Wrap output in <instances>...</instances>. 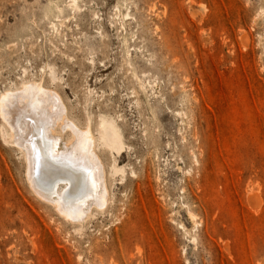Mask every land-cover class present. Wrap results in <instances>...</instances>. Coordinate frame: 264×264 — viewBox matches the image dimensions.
<instances>
[{
  "label": "rangeland",
  "instance_id": "374dc122",
  "mask_svg": "<svg viewBox=\"0 0 264 264\" xmlns=\"http://www.w3.org/2000/svg\"><path fill=\"white\" fill-rule=\"evenodd\" d=\"M67 1L0 0V97L50 67L71 106L90 86L95 110L123 118L126 172L105 211L68 222L31 189L0 116V264H264V0H82L53 37ZM118 5L155 80L139 105Z\"/></svg>",
  "mask_w": 264,
  "mask_h": 264
},
{
  "label": "bare ground",
  "instance_id": "6f19581e",
  "mask_svg": "<svg viewBox=\"0 0 264 264\" xmlns=\"http://www.w3.org/2000/svg\"><path fill=\"white\" fill-rule=\"evenodd\" d=\"M81 2L68 0L57 9L55 20L50 22L53 37L62 36L63 27L71 28L68 22L72 16L76 18L82 12ZM133 19L135 17L129 8L123 11L118 5L111 22L118 24L122 31V64L130 67L132 78L137 83L138 89H133L131 94L139 105V94L143 93L148 98L147 88L150 86L153 90L155 80H151L153 75L149 68L138 70L132 58L131 48L135 49L136 45L129 42L135 40V34L127 25ZM99 35L103 37L102 32ZM93 48L94 45H88V52L91 53ZM91 63L96 64L94 59ZM63 78L54 67H50L45 82L43 79H24L20 86L0 97L5 100L0 104V116L12 142L23 152L27 179L33 192L53 206L66 221L82 224L95 213L108 208L113 197V177L126 172L118 164V156L126 148V136L123 124L119 122L123 119L121 115H109L100 103L95 110L92 104L99 100V96L90 86H85L83 100H77L76 105L71 106L63 94ZM177 112L178 116L184 115ZM33 147L45 158L41 160L40 168H37ZM46 150L61 157L71 156L77 163V169L73 172L70 168L53 165L51 161L45 163ZM70 173L72 178L68 179ZM131 173L136 174L133 169ZM189 211V217L195 221L196 213ZM193 240L197 238L193 237Z\"/></svg>",
  "mask_w": 264,
  "mask_h": 264
},
{
  "label": "snow or ice",
  "instance_id": "6c2138e0",
  "mask_svg": "<svg viewBox=\"0 0 264 264\" xmlns=\"http://www.w3.org/2000/svg\"><path fill=\"white\" fill-rule=\"evenodd\" d=\"M5 103V100L3 98H0V104ZM41 137H43V129H41ZM33 151L35 152V159H36V165L37 168L41 167V160L45 159L41 157L40 153L36 151L35 147H33ZM48 161H51L53 165H58L61 167L70 168L73 170V172L77 169V163H74L71 156H57L50 153V151L46 150V160L45 163ZM82 167V162H81ZM86 170V169H85ZM72 178V174L70 173L68 176V179ZM71 204V201H69V205Z\"/></svg>",
  "mask_w": 264,
  "mask_h": 264
}]
</instances>
